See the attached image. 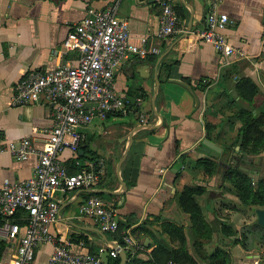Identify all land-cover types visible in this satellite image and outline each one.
I'll use <instances>...</instances> for the list:
<instances>
[{
    "label": "crops",
    "instance_id": "crops-1",
    "mask_svg": "<svg viewBox=\"0 0 264 264\" xmlns=\"http://www.w3.org/2000/svg\"><path fill=\"white\" fill-rule=\"evenodd\" d=\"M117 1L0 0V140L29 138L35 147H46L54 108L42 99L12 106L15 85L30 71L75 64L78 53H64L62 40L88 8L104 9ZM173 5L182 31L158 42L155 56L132 58L115 71L114 87L125 113L92 119L79 129L83 141L78 152L61 154L70 175L80 168L93 169L98 180L91 189H73L61 196L53 234L76 253H92L98 247L116 249L117 245L125 248L123 235L129 234L135 247L122 249L127 256L146 261L158 243L170 251L181 249L176 234L165 231L171 225L186 239L185 249L176 258L186 254L195 264H209L211 256L221 250L229 264H264V244L256 241L246 251L234 243L243 226L256 222L244 216L248 209L254 213L255 209L242 205L224 180L225 170L231 168L247 173L254 185L257 177L264 178V153L254 161L246 157L242 161L240 146L226 148L237 137L241 111L251 112L254 118L264 114V0H220L218 12L232 21L223 34L246 56L228 65L210 44L188 33L206 28L208 0H173ZM160 13L159 0H119L116 17L127 22L130 42L139 45L140 38L154 40ZM207 123L215 127L209 135ZM204 139L222 148L218 159L199 151ZM178 160L182 169L174 173ZM200 160L215 161L216 172L206 177ZM35 163V157L21 161L0 154V187L31 177ZM186 187L202 189L193 199L211 231L208 238L198 237V225L180 207L179 197ZM92 194L111 206L124 234L103 232L92 218L79 215ZM0 244V264H7L15 254L17 239L0 236ZM52 251L51 244L38 246L33 264H44ZM116 257L105 254L102 259L108 263ZM158 259L160 264H172ZM173 264L190 262L183 259Z\"/></svg>",
    "mask_w": 264,
    "mask_h": 264
},
{
    "label": "built area",
    "instance_id": "built-area-1",
    "mask_svg": "<svg viewBox=\"0 0 264 264\" xmlns=\"http://www.w3.org/2000/svg\"><path fill=\"white\" fill-rule=\"evenodd\" d=\"M118 1L104 9L88 8L80 23L62 40L64 53H78L75 64H62L47 72L30 71L15 85L12 106L34 104L42 99L52 104L54 123L47 130L44 149L35 147L29 138L11 142L0 140V154H10L21 161L29 157L36 160L31 177L0 187V236L17 239L15 254L7 264H33L35 250L41 244L53 245L44 264H105L103 255L118 256L116 249L104 247L92 253L72 252L69 244L56 239L52 231L61 196L73 189H91L98 180L93 169L80 168L70 175L60 159L61 154L65 150L78 152L83 141L79 129L92 119L125 113L122 97L114 87L116 69L132 58L155 56L159 53L158 42L182 31L173 0H159L161 13L154 40L143 37L139 45H134L130 42L127 22L116 17ZM219 2L208 0L206 28L188 33L210 44L228 65L246 56L223 34L232 21L218 12ZM75 164L81 165L78 160ZM19 213L22 215L17 217ZM79 215L92 218L103 232L115 234L119 231L118 216L97 194L84 201ZM15 217L23 224L15 223ZM123 237L125 248H122L133 249L132 237L129 234Z\"/></svg>",
    "mask_w": 264,
    "mask_h": 264
},
{
    "label": "trees",
    "instance_id": "trees-1",
    "mask_svg": "<svg viewBox=\"0 0 264 264\" xmlns=\"http://www.w3.org/2000/svg\"><path fill=\"white\" fill-rule=\"evenodd\" d=\"M200 87H202L201 84ZM238 118L241 121V127L239 128V132L233 144L226 148L227 150H231L234 146L238 145L243 152L242 157L250 158L254 161L255 158H259L260 155L264 153V114H260L254 118L251 112L241 111ZM214 130L215 127L213 125L206 124V132L208 135ZM199 165L202 167L206 177L213 175L219 166L213 160H200ZM224 180L230 184V187L233 189L242 205L254 209H264L263 177H257L256 184L254 185L251 177L248 176L247 173L236 168H231L225 170ZM201 193L202 189L200 188L186 187L180 194L179 204L182 210L190 215L193 225H198V237L208 238L209 232L211 231L205 226L206 224L203 221L201 210L193 199V195ZM21 215L22 214L19 213L17 217ZM17 217L14 219L15 223L22 225L23 222L17 221ZM165 231L176 234L181 244V249L179 251H170L166 246L158 243L151 253L152 258L149 260L140 261L137 257L128 253L126 264H160L161 261L158 259L159 256L163 257L166 261H170L172 264L174 262H182L183 259L190 262V264H195L194 260L186 254L176 258V255L183 251L186 245V239L181 230L171 225H166ZM119 232L120 234H124L125 228L123 229L119 225ZM228 232L235 234L231 229H228ZM252 240H254L253 243L257 241L260 244H264V228L258 225L257 222L251 226H243L239 232L238 238L234 240V243L240 244L244 250L249 251L252 248ZM1 248L2 247H0V252L2 250ZM211 259L212 261L209 264H229L228 256L221 250H217L213 256H211ZM105 264H119V257L117 256L115 259H109L108 263Z\"/></svg>",
    "mask_w": 264,
    "mask_h": 264
},
{
    "label": "water",
    "instance_id": "water-1",
    "mask_svg": "<svg viewBox=\"0 0 264 264\" xmlns=\"http://www.w3.org/2000/svg\"><path fill=\"white\" fill-rule=\"evenodd\" d=\"M177 83H179V84H181L184 87L189 89V87L186 84H184L182 82H177ZM199 151L203 154H206V155H209L215 159H218L222 153V148H220L216 144L212 143L210 140L204 139L200 143ZM231 156H237V154L231 153ZM241 160L246 161V158L242 157ZM180 169H182V160H178L176 162V164H174L172 171L174 173H177ZM255 214H256L257 224L264 228V209H255ZM116 250H117L118 256H119V264H126V261H127L126 251H124L118 245L116 246Z\"/></svg>",
    "mask_w": 264,
    "mask_h": 264
},
{
    "label": "rangeland",
    "instance_id": "rangeland-1",
    "mask_svg": "<svg viewBox=\"0 0 264 264\" xmlns=\"http://www.w3.org/2000/svg\"><path fill=\"white\" fill-rule=\"evenodd\" d=\"M251 179H253V178L251 177ZM248 211H249V212L245 213L244 216L247 215V216H248L247 220L249 219V220L251 221V223H252V222H254V221L256 220V215H255L253 209H248ZM248 214H249V215H248ZM249 241H250V240H249ZM253 241H254V240H252V245H253Z\"/></svg>",
    "mask_w": 264,
    "mask_h": 264
}]
</instances>
